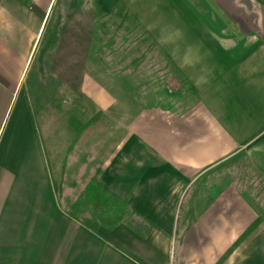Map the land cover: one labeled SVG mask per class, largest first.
<instances>
[{
	"label": "crops",
	"instance_id": "crops-1",
	"mask_svg": "<svg viewBox=\"0 0 264 264\" xmlns=\"http://www.w3.org/2000/svg\"><path fill=\"white\" fill-rule=\"evenodd\" d=\"M119 26L156 42V93L134 110L120 101L123 127L111 113L122 87L96 62ZM43 38L93 61L76 87L50 47L58 90L34 83L37 108L26 80ZM94 178L153 222L148 236L69 213ZM129 251L149 264H264V0H0V264H143Z\"/></svg>",
	"mask_w": 264,
	"mask_h": 264
},
{
	"label": "rangeland",
	"instance_id": "rangeland-1",
	"mask_svg": "<svg viewBox=\"0 0 264 264\" xmlns=\"http://www.w3.org/2000/svg\"><path fill=\"white\" fill-rule=\"evenodd\" d=\"M88 21V24L85 25V29L88 31H91L92 27L90 25V21ZM62 27L57 24V26L53 27L52 29L49 28V31H57L60 32ZM118 31L121 33L116 34L114 37L115 40L108 42H100L99 43V49L97 51L96 55V62L101 66L104 67V69L112 70L113 73H105L102 74V79L105 81L110 80L111 78L116 83L120 84L122 89H113L112 92L115 94V97L117 98V106L116 110H112V114H116V117L118 119H121L117 121L119 123L118 126L123 127V118L125 117V111L123 105H118L123 100H132L133 102L137 103V106L132 107L134 110L135 108L138 109L139 104L143 105V97L147 99V97L154 96L155 92V82L150 83L149 80L154 79L155 77V67H156V57H155V51H156V42L155 37L153 34L146 29L143 26V36H140L139 34V27H136L135 29H131L130 33H127V36H122V32L124 33V27L119 26L117 27ZM47 32V33H48ZM120 34V35H119ZM124 38V39H123ZM142 38V39H141ZM46 38H43L41 42H39L37 50L35 52V57L33 58V63L31 64L32 68L35 71V74L38 76L37 80L43 82V84L46 86L45 90L52 93V91H55L57 87L58 79L55 78L52 75H49L45 72L44 75H42L39 71V55L40 51L43 48V46L46 44ZM90 44V43H89ZM64 44L62 43H56L53 45L51 50V56L55 54V51L57 50V55L54 59V66H59V53L62 46ZM88 54V51H87ZM82 61L81 58H73L70 59V61ZM92 61L93 57H90L88 54V57H86L84 65L88 67V71L91 73L92 69ZM83 63V62H82ZM144 75V76H143ZM50 78H54L55 81H51ZM43 79V80H41ZM144 81V82H143ZM37 85H39L37 83ZM40 92V91H37ZM122 106V107H121ZM104 114H107V111L102 110L99 118L103 117ZM129 115V112H126V116ZM130 116V115H129ZM117 125V124H116ZM117 126V127H118ZM121 129V128H118ZM102 137L101 140H104ZM55 181L57 182V187L59 188L58 194L60 197V200L64 194L63 190V184H62V175L60 173L57 174V176L54 177Z\"/></svg>",
	"mask_w": 264,
	"mask_h": 264
},
{
	"label": "trees",
	"instance_id": "trees-1",
	"mask_svg": "<svg viewBox=\"0 0 264 264\" xmlns=\"http://www.w3.org/2000/svg\"><path fill=\"white\" fill-rule=\"evenodd\" d=\"M56 41H47L46 44L40 51L39 55V71L42 75L45 74L44 70V55L46 51L56 44ZM88 42H84V46H88ZM74 47V43L72 44ZM62 50H64V45L62 46L59 55V66H61L65 73H61V76L67 79L69 82H73V84L78 87L82 82V70L86 60V56H83L81 59L77 61H70L73 58H64L61 57ZM57 58V57H56ZM83 62V63H82ZM56 64V63H55ZM57 65V64H56ZM58 67V66H57ZM38 76L35 74V71L31 70L29 76L27 77V85L29 88V93L33 104L37 108L42 107L41 101H39L38 97L42 96V92L37 95V91H35L34 83H38L39 86L42 87L43 82L37 80ZM51 81H55L54 78H50ZM43 80V79H41ZM58 85V82L55 81ZM52 91V95L50 99H52L56 93ZM37 97V98H36ZM76 99V97H74ZM73 99V100H74ZM49 99L46 98V101ZM97 115H95L90 121L95 120ZM89 121V122H90ZM59 189L57 188V192ZM69 213L76 219L80 220L83 224L93 230H98L101 226H106L108 228H115L121 223H126L129 225L134 231H136L142 237H146L149 235L153 228V222L141 215L136 209H134L127 200L121 199L114 193L110 192L106 189L104 181L101 179L94 178L90 180L84 190L78 195L77 199L71 204ZM258 220H255L235 241L234 246H237L254 228L257 224ZM129 253L137 258L143 264H149L136 254L129 251Z\"/></svg>",
	"mask_w": 264,
	"mask_h": 264
}]
</instances>
